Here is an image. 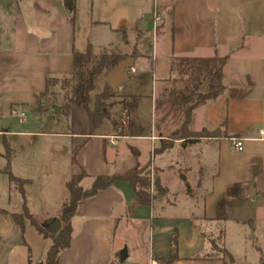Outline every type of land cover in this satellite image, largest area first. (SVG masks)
Returning <instances> with one entry per match:
<instances>
[{
    "label": "crops",
    "instance_id": "crops-1",
    "mask_svg": "<svg viewBox=\"0 0 264 264\" xmlns=\"http://www.w3.org/2000/svg\"><path fill=\"white\" fill-rule=\"evenodd\" d=\"M66 1L0 0V119L25 111V105H39L49 77L72 73L73 54L80 52L83 19L93 16L98 20L96 26L110 27L114 34L127 31L128 24L138 25L145 15L146 0H71V6ZM151 6L153 18L155 13L161 16L157 27L153 21L157 38L166 30L171 34L170 58H228L224 92L193 114L192 130L213 135L194 143L175 141L164 150L163 140L180 125L168 136L149 137L153 147L160 143L159 150L155 149L160 154L181 147L185 155L154 167L130 158L114 174L149 166L152 179L157 174L168 190L166 195L152 207H136L131 215L129 208L136 195L127 183L80 202L72 220L71 245L61 252L58 264H164L176 229L179 260L174 264H227L221 257H209L208 238L220 235L217 206L233 186H239V195L227 198L226 218L232 201L242 199L244 207L251 206L249 220L255 224L260 217L264 219V0H150ZM130 57H135V64L137 56ZM113 137H89L99 145L98 156L94 161L82 156L81 170L71 175H87L84 189L87 180H92V185L96 177L108 175L105 159H99L100 141L115 142ZM233 139L244 142L242 152L233 149ZM163 172H202L183 190L201 203L197 216L171 212L174 204L167 197L169 188L162 183ZM184 180L188 182V178ZM56 216L50 219L58 220L60 216ZM180 221L184 222L181 227ZM20 233L8 216L0 214V244L4 248L8 243H22ZM124 248L128 258L122 263ZM9 255L0 251V264L4 259L9 262Z\"/></svg>",
    "mask_w": 264,
    "mask_h": 264
},
{
    "label": "rangeland",
    "instance_id": "rangeland-1",
    "mask_svg": "<svg viewBox=\"0 0 264 264\" xmlns=\"http://www.w3.org/2000/svg\"><path fill=\"white\" fill-rule=\"evenodd\" d=\"M149 6L150 0H146L145 15L138 25L133 27L128 24L129 29L125 32L113 34L110 27L96 26L95 21L98 20L89 16L83 19L79 34V53L87 52L91 45L98 61L102 55L121 58V61L125 57L137 56L133 74L130 73L129 79L123 80L118 88H113L112 97L105 101L110 115L102 120L96 131L97 135H114L116 139L115 144L100 141L103 145L99 159H105L108 175L114 174L130 158L154 167L160 161L169 163L183 158L181 155L184 154L181 147L160 154L155 151L161 147L160 143L155 142L153 147L149 139L160 133L168 136L183 120L179 111L172 113L161 124L160 132L157 122L161 114L155 112L154 106L156 96L166 87L179 90L188 83L187 80L180 82L178 71L171 72V34L166 30L157 38L153 26V7ZM94 68V88L85 97V103L92 110L97 95L105 89L110 73L100 62H94L84 70ZM62 84L59 82L50 89L42 113L34 114L30 109L18 110L0 119V132H7L6 135L0 134V211L5 212L2 215L8 216L20 228L22 239V243H8L9 247L6 248L0 244V251L10 254L9 262L4 259L1 264L45 263L53 240L35 230L28 213L42 225L56 215L61 216L62 205L69 198L67 184L72 173L81 170L82 156L87 155L93 161L98 156V143L89 140L90 125L86 108L78 105L71 113L66 109L61 111V107L68 104L66 96L73 97L72 87L77 85V81L72 79V87L67 89H63ZM127 98L134 100L138 121H130L124 104ZM22 113L25 114L23 119L20 118ZM9 173L23 183L12 182ZM163 173L162 183L169 188L167 197L174 204L171 212L182 217H191L192 213L197 216L201 203H196L183 190L187 183L191 185L199 179L202 172ZM186 178L188 182L184 180ZM91 182L87 180L84 187L90 188ZM242 202V199L232 201L226 222L219 228L224 247L232 256L227 264H264V219L260 217L259 223L254 224L249 220L251 206L244 207ZM16 216L21 218L20 225L14 220ZM182 221L180 227L184 223ZM197 227L204 230L201 224ZM124 264H128V261Z\"/></svg>",
    "mask_w": 264,
    "mask_h": 264
},
{
    "label": "trees",
    "instance_id": "trees-1",
    "mask_svg": "<svg viewBox=\"0 0 264 264\" xmlns=\"http://www.w3.org/2000/svg\"><path fill=\"white\" fill-rule=\"evenodd\" d=\"M125 57L124 59H126ZM123 59V60H124ZM98 61L95 56L92 46L89 45L87 52L73 54V71L68 76H51L46 81V90L41 95L40 104L37 106H23L30 109L34 114L42 113L45 110V98L49 95L50 89L63 82L62 88L67 89L72 87V79L77 81V85L72 87L73 97L68 98V104L63 109L73 112V108L82 105L86 108L88 113V120L90 125V137L96 135V131L100 127L102 120L109 117V108L105 101L112 97L113 88L107 83L102 94L97 95L94 109H90L87 103H83V96L86 97L94 88L93 76L96 68L91 71H85V67L94 62L104 66L113 71L121 62V58L109 55H102ZM228 61L227 57L213 56L209 58H194V57H172L171 58V72L178 71V77L181 83L188 81V83L179 90L174 87H166L162 89L155 98L154 106L155 112L160 113L161 117L157 122L158 128L161 124L166 122L169 116L179 111L183 115V120L179 128L168 136V140H163L164 146L162 150L173 146L175 141L184 140L185 142H197L201 138L210 137L211 132L202 131L194 132L191 128L193 122L194 112L201 106L205 105L211 100L218 98L225 90L223 84V71ZM212 79L208 91L203 93L201 90L204 85ZM191 81V84H190ZM65 83V84H64ZM126 110L130 115V121H138L137 108L134 105V100L126 99L124 102ZM125 136V135H124ZM12 182H21L10 174ZM87 175L83 172L79 175H73L67 184L69 190V198L62 205V213L59 218L62 227L60 231L51 235L48 233L46 226L40 224L31 214L28 213V219H31L33 227L38 233L45 237H51L53 244L47 254V259L44 264H58L59 257L62 251L69 248L72 241V220L76 216L79 203L96 196L99 192L114 187L118 183H127L133 189L136 200L129 208V214L138 206L152 207L156 199L166 195L168 190L163 188L159 176L155 174L152 179V172L149 166L140 167L127 171L122 174H112L98 176L94 179L89 189H84L83 181ZM153 189V191H152ZM23 191V190H22ZM239 195V186H233L228 189L225 197L218 203L216 221L222 227L226 220V200L228 197H236ZM5 212L0 211V214ZM14 220L19 225L21 224L20 216L14 217ZM212 252L210 258L221 257L226 262L232 259L231 254L224 247L223 235L208 238ZM179 260V240L178 231L174 230L171 241V253L169 258L163 259L164 264H174Z\"/></svg>",
    "mask_w": 264,
    "mask_h": 264
},
{
    "label": "water",
    "instance_id": "water-1",
    "mask_svg": "<svg viewBox=\"0 0 264 264\" xmlns=\"http://www.w3.org/2000/svg\"><path fill=\"white\" fill-rule=\"evenodd\" d=\"M66 5L67 6H71L72 5V1L71 0H67L66 1ZM134 61H135V57H129L126 58L124 60H122L117 67L111 71L109 73V75L106 78V82L112 87V88H118L119 84L123 81V80H128L129 78V71L133 68L134 65ZM212 79L209 80L203 87V89L201 90L203 93H206L208 91L209 85L211 84ZM86 98L83 96L82 102L85 103L86 102ZM57 111H60V109L56 108ZM46 229L48 231L49 234L51 235H55L57 234L61 227V221L58 220H48L45 223ZM128 258V251L127 248H124L121 253H120V260L122 263H124L126 261V259Z\"/></svg>",
    "mask_w": 264,
    "mask_h": 264
},
{
    "label": "built area",
    "instance_id": "built-area-1",
    "mask_svg": "<svg viewBox=\"0 0 264 264\" xmlns=\"http://www.w3.org/2000/svg\"><path fill=\"white\" fill-rule=\"evenodd\" d=\"M160 21H161V16L158 15L157 13H155V15H154V24L156 25V27L160 23ZM132 72H134V71L132 70ZM23 117H25L24 113L21 114L20 118L23 119ZM261 134L264 137V130L261 131ZM112 139H115V138H112ZM232 143H233V149L235 151L242 152L244 150V142L242 140L233 139ZM113 144H115V142H113ZM152 191H153V189H152Z\"/></svg>",
    "mask_w": 264,
    "mask_h": 264
}]
</instances>
